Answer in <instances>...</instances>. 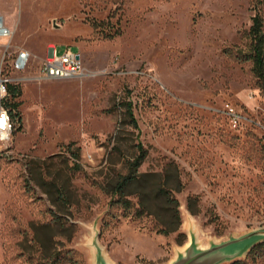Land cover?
Listing matches in <instances>:
<instances>
[{"label":"rangeland","instance_id":"374dc122","mask_svg":"<svg viewBox=\"0 0 264 264\" xmlns=\"http://www.w3.org/2000/svg\"><path fill=\"white\" fill-rule=\"evenodd\" d=\"M255 9L264 18L253 0H0L12 51L32 54L23 75L55 46L85 68L16 86L21 128L0 154V264H95V244L109 264H169L191 232L208 248L264 230V90L251 62L225 53L249 52ZM139 144V173L152 176L127 190L150 207L137 218L111 207L110 191ZM167 178L178 215L158 191ZM250 252L237 261L264 264V250Z\"/></svg>","mask_w":264,"mask_h":264},{"label":"built area","instance_id":"2783aa9c","mask_svg":"<svg viewBox=\"0 0 264 264\" xmlns=\"http://www.w3.org/2000/svg\"><path fill=\"white\" fill-rule=\"evenodd\" d=\"M15 31L6 26L0 14V154L12 148L14 135L20 130V118L13 107L14 99L9 86L22 81L65 80L84 76L85 68L79 54L66 51L58 54L57 47L50 48L48 56L36 69L33 76L23 74L31 68L32 54L26 49L12 51ZM234 127L240 124V117L231 110Z\"/></svg>","mask_w":264,"mask_h":264},{"label":"trees","instance_id":"16d2710c","mask_svg":"<svg viewBox=\"0 0 264 264\" xmlns=\"http://www.w3.org/2000/svg\"><path fill=\"white\" fill-rule=\"evenodd\" d=\"M257 5H263L264 0H253ZM256 13L252 18V25L248 32V38L250 40V50L249 52H243L241 50H238L236 53H234L231 50H226L225 53H227L228 56L233 57L235 61L238 63H252V73L257 78V82L259 84V87L264 90V18L261 15L260 11L255 9ZM9 92L13 99L18 96L19 91L17 87H14L12 85L9 86ZM18 106L19 104L14 102L13 107L17 111V116L20 118V114L18 112ZM128 110L130 112V115L133 116V110L132 105L128 106ZM135 127L137 128V122L134 121ZM138 154L137 156L127 162V169L128 173L124 177L121 178V180L111 189V193L113 195V199L111 201V207L118 206L121 209H123L125 212H130L133 214V216L140 218L146 214H149L151 212L149 205L146 203V200L144 197H141L140 200H138L137 204H135L132 200L129 199V195H127V190L130 188L134 183L139 182L140 179H146L151 177L152 175L149 173L146 174H140L139 169L145 162L148 152L147 150L141 145H137ZM159 194L163 195L168 203L173 206L174 211L176 214H179V203L178 200L173 195V189H171L168 186V178L165 179L162 184H160L159 187ZM117 196V199H116ZM56 225H62L60 220L57 222H53ZM52 226V223L43 224L39 226L32 225L31 228L34 231L35 234L38 235V230ZM37 237V236H36ZM34 238L37 243L41 246V248L44 247V244L37 238ZM264 250V243H261L257 246H255L251 250V254L258 253L259 251ZM233 264H242L239 261L234 262Z\"/></svg>","mask_w":264,"mask_h":264},{"label":"water","instance_id":"95a60500","mask_svg":"<svg viewBox=\"0 0 264 264\" xmlns=\"http://www.w3.org/2000/svg\"><path fill=\"white\" fill-rule=\"evenodd\" d=\"M264 243V230L251 232L241 237L203 248L197 242V235L191 232V240L184 252H180L169 264H223L235 262L249 253L255 246ZM95 264H109L102 249L94 245Z\"/></svg>","mask_w":264,"mask_h":264},{"label":"crops","instance_id":"0c3cea01","mask_svg":"<svg viewBox=\"0 0 264 264\" xmlns=\"http://www.w3.org/2000/svg\"><path fill=\"white\" fill-rule=\"evenodd\" d=\"M5 23H6V21H5ZM6 26H7V27H10V26L7 25V23H6ZM26 50H27V49H26ZM30 53H31V52H30ZM73 53H74V52H73ZM77 54H79V52H78Z\"/></svg>","mask_w":264,"mask_h":264},{"label":"snow or ice","instance_id":"6c2138e0","mask_svg":"<svg viewBox=\"0 0 264 264\" xmlns=\"http://www.w3.org/2000/svg\"><path fill=\"white\" fill-rule=\"evenodd\" d=\"M0 126H2V125H0Z\"/></svg>","mask_w":264,"mask_h":264}]
</instances>
